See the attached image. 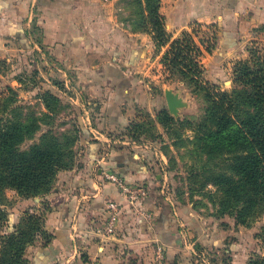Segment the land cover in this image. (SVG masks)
I'll return each instance as SVG.
<instances>
[{
    "label": "crops",
    "instance_id": "0c3cea01",
    "mask_svg": "<svg viewBox=\"0 0 264 264\" xmlns=\"http://www.w3.org/2000/svg\"><path fill=\"white\" fill-rule=\"evenodd\" d=\"M128 2L0 0V85L37 91L41 115L51 114L46 91L70 101L81 129L77 164L57 174L54 188L28 198L9 188L23 208L15 223L24 210L44 214L49 236L39 234L27 247L28 264H194L199 248L220 249L224 241L198 220L192 203L183 211L169 197L165 154L118 135L127 130L136 138L129 129L138 112L157 114L167 107L165 90L179 92L153 75L152 33L133 28ZM159 10L173 37L193 22L215 32V48L200 59L205 79L220 86L233 84L232 58H246L264 36V0H160ZM109 174L146 194L132 203ZM112 201L117 222L106 233Z\"/></svg>",
    "mask_w": 264,
    "mask_h": 264
},
{
    "label": "trees",
    "instance_id": "16d2710c",
    "mask_svg": "<svg viewBox=\"0 0 264 264\" xmlns=\"http://www.w3.org/2000/svg\"><path fill=\"white\" fill-rule=\"evenodd\" d=\"M127 7L131 9L134 29L152 33L156 48L168 46L165 65L179 71L184 82L194 86V91L205 90L208 106L195 131V138L200 142L196 144L198 152L207 157L200 169L210 170L208 161L212 163L215 158L218 159L216 165L224 163L228 167L225 169L223 164L224 170L213 172L212 180L227 196L226 203L242 206L238 219L245 223L244 209L253 208L264 200V57L261 48L254 46L257 41L253 40L247 48L248 56L233 66L232 88L223 89L205 79L200 59L204 50L211 53L215 48V32H205L209 41L204 38L201 41L195 36L198 33L193 34L201 26L193 22L192 31L185 28L173 37L165 28L160 0H129ZM6 89L16 94L11 86ZM3 100L6 99L1 97L0 102ZM43 101L51 113L57 112L59 98L56 95L46 91ZM43 116L51 117V114ZM157 119L160 124H167L174 116L163 108L157 112ZM41 120L37 115L23 117L21 111L16 119L8 122L0 119L1 196L9 188L26 198L49 192L57 172L72 165V160L65 156L66 141L61 142L51 132L43 134L28 148L20 147L40 129ZM143 127L134 122L129 133L139 137ZM4 206L0 201V264H28L27 247L35 242L37 235L49 236L44 228V214L25 210L20 221L11 223ZM244 263L264 264V256H251Z\"/></svg>",
    "mask_w": 264,
    "mask_h": 264
},
{
    "label": "rangeland",
    "instance_id": "374dc122",
    "mask_svg": "<svg viewBox=\"0 0 264 264\" xmlns=\"http://www.w3.org/2000/svg\"><path fill=\"white\" fill-rule=\"evenodd\" d=\"M130 10L129 8L125 9V13L129 17L131 16ZM191 24L187 28L192 31ZM205 32L208 31L197 28L196 33L193 32V34L198 33L195 36H198L199 40L202 41L204 38L208 42L209 35ZM255 41L257 43L254 46L257 47L258 45L261 48L259 50L264 57V36H259ZM167 49V45L161 48L153 47L150 59L154 62V65L151 71L153 75L154 73L157 74L160 81L166 83L167 86L175 85L179 91L177 93L183 98L185 105L180 107L178 115L171 114L174 116V119L171 123L168 122L167 124H160L158 122L155 109L152 112L140 110L133 118V123L138 122V124H143L144 126L140 128L141 134L139 137L132 138L130 135H127V130L123 131V133H118V135L120 136L125 133L124 140H131L133 142L134 139L137 143H148L157 146L168 160L165 168L169 173L168 180L166 181L169 197L179 201L181 203L179 206H181L183 211L186 210L185 206L188 207L189 203H192L193 212L196 214L195 216L198 220L203 222V225L207 223L206 226L210 227L209 230L214 237L219 238V236H222L224 239L223 242L220 241V249L216 248V245L213 244L210 246L203 245L202 248L194 252V257H190L194 261V264H243L251 256H264V200L253 208L244 209L246 221L242 223L238 219V213L241 211L242 206L236 205L234 202L231 205L226 203L227 196H225L221 187H217L212 180L213 172L221 171L224 163L216 165L218 159H212V163L208 161L211 167L210 170L206 172L201 171L200 167L204 164L207 157L205 155L201 156V153L198 152L197 146L200 142L195 138V131L203 119L208 106V102L204 96L205 90H202L203 92L194 91V86L187 84V81L185 83L179 71L171 70L165 65V62H167L165 59ZM239 60L241 58L234 56L232 61H230L234 66ZM163 83H159V85L163 86ZM232 86L233 84L230 82L221 84V87L224 89H230ZM3 87L0 85V98L3 97L6 100L0 102L1 120L8 122V120L16 119L19 111H21L23 117L37 115L42 118V124L40 123L41 130L35 132L31 138L25 139L20 147L23 149L28 148L34 142H38L43 134L51 132L52 135H57L61 142L64 143L66 141L64 145L65 156L72 160L70 167L61 168L57 174L77 164L79 156L77 142L81 129L77 114L71 108L70 101H65L57 96L59 98L57 112L51 113V117H44L43 114H38L41 104L36 99L37 91L34 89L30 93L16 91V94L13 95ZM9 98H13V100H9ZM164 105L166 106V103ZM166 108L168 109V107ZM11 114H14L16 117L14 118ZM37 137L38 139H36ZM31 141L34 142L29 144ZM224 166L225 169L228 168L225 164ZM56 177L52 188L56 184ZM46 193L38 196H44ZM3 194L4 196L0 194V201L4 205H9L7 206L8 208L6 206L4 208L10 214V221H8L13 223L16 221L19 209L22 210L23 208H19V205H17L16 194L13 193V190L5 189ZM11 207L15 208L14 211L9 209ZM8 221L6 224H8ZM227 248L228 251L225 252L224 250Z\"/></svg>",
    "mask_w": 264,
    "mask_h": 264
},
{
    "label": "built area",
    "instance_id": "2783aa9c",
    "mask_svg": "<svg viewBox=\"0 0 264 264\" xmlns=\"http://www.w3.org/2000/svg\"><path fill=\"white\" fill-rule=\"evenodd\" d=\"M107 177L114 182L119 189L131 200L132 203L137 204L140 197L146 194L145 189L138 187L136 185L127 184L123 179L116 174H109ZM108 218L105 226L106 233H113L115 230V225L117 222L118 215V203L112 201L108 204Z\"/></svg>",
    "mask_w": 264,
    "mask_h": 264
},
{
    "label": "water",
    "instance_id": "95a60500",
    "mask_svg": "<svg viewBox=\"0 0 264 264\" xmlns=\"http://www.w3.org/2000/svg\"><path fill=\"white\" fill-rule=\"evenodd\" d=\"M165 98L170 113L178 115L180 107L185 105L183 98L179 95V93L174 92L172 89L165 90Z\"/></svg>",
    "mask_w": 264,
    "mask_h": 264
}]
</instances>
